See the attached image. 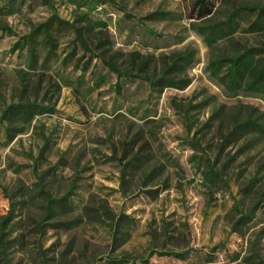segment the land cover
<instances>
[{
	"label": "rangeland",
	"instance_id": "1",
	"mask_svg": "<svg viewBox=\"0 0 264 264\" xmlns=\"http://www.w3.org/2000/svg\"><path fill=\"white\" fill-rule=\"evenodd\" d=\"M15 1L21 10L0 12V112L42 96L55 110L12 140L0 123V264H264V132L244 125L264 121V98L228 93L205 70L209 59L264 48V29L249 30L246 16L208 42L202 28L234 10L254 15L245 7L264 0H210L203 19L192 18L195 0ZM52 14L89 51L72 29L58 37L51 68L41 44L11 50ZM178 53L192 61L173 62ZM161 78L184 86L152 90ZM42 190L66 197L49 217ZM258 198L252 220L232 231L234 202L246 210ZM167 249L185 258L154 253Z\"/></svg>",
	"mask_w": 264,
	"mask_h": 264
},
{
	"label": "trees",
	"instance_id": "2",
	"mask_svg": "<svg viewBox=\"0 0 264 264\" xmlns=\"http://www.w3.org/2000/svg\"><path fill=\"white\" fill-rule=\"evenodd\" d=\"M48 1V0H44ZM72 3L83 2L85 0H69ZM90 1V0H89ZM97 2H101L102 0H91ZM23 2H18L16 4L15 0H0V12L3 11L5 14H12L16 10H21V5ZM194 8L196 9V14L193 15L192 18L203 19L208 18L214 9V3L210 0H195ZM248 12L254 15H237V10H234L230 15L227 16L226 19L217 21L215 23L205 25L203 28V32L205 34V38L208 42H211L217 38L228 37L231 33H233L237 25L239 24V20L242 18L251 17L248 22L249 30H259L264 29V5L261 6H248L244 9V14H248ZM98 26H106V22L104 21H96ZM9 33H12L10 29L7 27H3ZM72 29L74 33V44L75 41H79L82 47L85 50H88V47L85 45L84 41L80 39V33L78 28H76L73 24L69 23L67 20L60 18L59 16L52 14L48 16L44 21L39 22L35 25H32L30 30L19 36L18 39L13 43L11 50H18L22 52V50L28 45L32 44H41L46 50L43 66L50 67L48 59L56 56L57 49V41L58 37L63 35V32L66 30ZM75 46L63 57L62 62H66L68 58H70L75 53ZM191 62L192 59L187 53H178L175 56L173 62ZM85 62L84 69L87 68L88 63ZM107 64V67L113 71H116V68L104 61ZM51 68V67H50ZM206 72L209 76L217 82L219 86L223 88L224 91L228 93L235 92H248L259 95L261 98H264V48L262 47H245L239 53L234 55H220L218 57L209 59L206 67ZM41 76L44 75V72H41ZM35 72H32L34 75ZM19 79L21 83V90L26 89L30 83L28 79L19 74ZM41 79V78H40ZM40 79H38L40 81ZM39 81L35 84V87H39ZM53 85L58 86V84L51 83ZM152 90H155L154 87L161 86H172L177 88H182L184 85H178V83L173 82L169 79H157L149 82ZM186 85V84H185ZM55 110L54 105L48 103L45 100V97L42 96L40 98L36 97L33 100H23L22 98L18 100H12L8 104H6L1 112H0V123H5V134L9 140H12L17 133H21L24 129L30 125L31 121L37 116L44 113H53ZM244 125H248V127L253 128L259 132H264V121H260L258 116L247 117ZM44 147L41 148V151ZM216 175V172H214ZM254 179H250L249 183H253ZM47 199V203L45 205L46 208V216L49 217V213L52 211L51 205L54 203L56 206H64L66 204V197H58L51 198L49 193L45 190H42ZM261 197V196H260ZM260 198L257 199L248 209L242 210L238 207L237 201L234 202V209L237 212L232 219L230 218V227L234 232H240L241 227L249 223L254 217L255 211L260 207ZM10 215V214H9ZM9 215H7V220L10 219ZM42 225V224H41ZM159 256H174L179 259L185 258V251H175V250H155ZM138 259L142 264L147 262L146 258L142 257H128V256H120V257H110L108 258V262L110 264H135V260ZM250 258H246L249 260Z\"/></svg>",
	"mask_w": 264,
	"mask_h": 264
}]
</instances>
